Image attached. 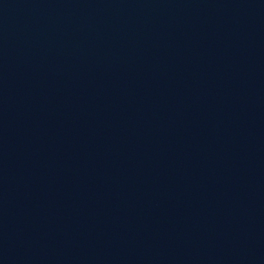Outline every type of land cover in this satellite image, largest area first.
<instances>
[{
  "label": "water",
  "instance_id": "obj_1",
  "mask_svg": "<svg viewBox=\"0 0 264 264\" xmlns=\"http://www.w3.org/2000/svg\"><path fill=\"white\" fill-rule=\"evenodd\" d=\"M0 264H264V0H0Z\"/></svg>",
  "mask_w": 264,
  "mask_h": 264
}]
</instances>
